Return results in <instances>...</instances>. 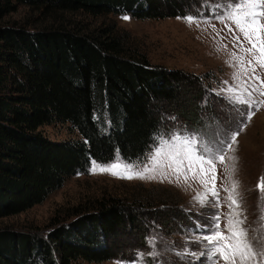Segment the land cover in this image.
Segmentation results:
<instances>
[{"label": "trees", "instance_id": "1", "mask_svg": "<svg viewBox=\"0 0 264 264\" xmlns=\"http://www.w3.org/2000/svg\"><path fill=\"white\" fill-rule=\"evenodd\" d=\"M211 3L219 2L0 0V218L41 203L69 177L87 171L90 159L110 161L117 149L121 156L143 157L178 123L205 127V104L212 107L207 123L221 104L200 75L152 62L130 32L115 23L84 32L2 19L21 4L44 13L83 10L162 18L209 12ZM55 122L69 123L79 136L50 137L41 127ZM167 190L139 184L124 195H103L62 218L55 215L46 228L1 224L0 264L129 258V234L138 236L133 245L138 250L152 219H187L179 193L167 195Z\"/></svg>", "mask_w": 264, "mask_h": 264}, {"label": "rangeland", "instance_id": "2", "mask_svg": "<svg viewBox=\"0 0 264 264\" xmlns=\"http://www.w3.org/2000/svg\"><path fill=\"white\" fill-rule=\"evenodd\" d=\"M218 2L211 3L209 9L206 10L209 12H190L187 15L162 18H137L124 12L91 14L83 10H58L44 13L42 9L21 4L15 11L7 14L1 23L17 21L30 28L72 26L84 32L96 29L103 24L115 23L120 31L130 32L132 41L147 53L152 62L168 67L182 68L200 75L204 79L205 85L221 103L214 107L213 111H216V117L208 123L206 121L210 117L212 107L209 110L206 108L208 105L205 104L201 111L206 117L207 125L205 127L196 128L183 122L178 123L171 133L180 132L183 134L185 129L189 133L195 132L198 136L201 132L210 133L216 130L231 133L240 131L238 125L243 119L240 113H246L247 106L230 102L226 99L227 94L223 90L248 80L251 73L245 75L237 62L233 60V53L237 55H244V53L234 41L233 34L225 27L227 22L222 23L216 19L226 10V5L230 0H218ZM188 15L194 16L197 22L189 24L184 19ZM124 16L130 17V19L125 20ZM236 35L241 34L237 32ZM241 39H243L242 35ZM247 46L249 45L245 42V47ZM257 73L264 77V70L257 68ZM235 74H239V80L234 78ZM206 95L203 103L206 101ZM209 98L210 96H208L207 102L210 101ZM245 98H247L246 95ZM254 98L264 99L259 96ZM41 128L52 138L79 136L78 130L72 128L69 123L55 122L45 124ZM163 136L168 138V135ZM207 139L208 137L205 136V140ZM237 140L238 143L233 145L236 149L235 153L229 151L226 163L217 164V187L220 188L219 203L221 205L218 210L203 206L194 199L198 193L205 191L198 181L190 180L188 184H185L181 178L177 182L174 175L169 174L167 178H162L159 171L155 174V179L129 180L110 173L97 172L93 174L87 170L69 177L62 187L52 191L41 203L22 212L1 217L0 225L14 224L25 228H46L55 215L62 218L69 209L76 206H89L95 199L103 195H124L139 184L163 185L170 189L165 191L167 195H170L173 190L177 191V194L179 193V207H182L187 215L186 220L173 218L170 223H159L156 219H152L147 229L145 243L138 250L133 247L138 236L133 239V234L131 236L129 234L127 243L132 245L131 251L127 249V252L132 253L129 258L116 257L103 261L79 258L73 264H132L137 259L138 252L147 253L153 250L152 246L147 243V238L151 237H156L155 250L160 252V256L156 258V261L152 257L146 256L145 264H210V261L204 256L197 259L183 253L185 249L197 254L205 251L203 242L197 241L195 237L208 234L203 226L209 223L208 218L212 217L214 213L218 212L221 215V228L226 223L229 202L227 200L228 193L224 189L231 188L228 171L231 170L233 163L228 158L233 155L238 158L235 162L236 171L233 173L232 179L239 181L238 191L249 226L258 223V216L261 209L264 208V200L260 199V193L256 188L260 177L264 176V106L256 112L251 122L247 123V127L240 131ZM157 144L143 157L147 158ZM197 224L201 225L200 230L196 229L195 225Z\"/></svg>", "mask_w": 264, "mask_h": 264}, {"label": "snow or ice", "instance_id": "3", "mask_svg": "<svg viewBox=\"0 0 264 264\" xmlns=\"http://www.w3.org/2000/svg\"><path fill=\"white\" fill-rule=\"evenodd\" d=\"M128 20L130 17L124 16ZM184 19L189 23H196L194 16L188 15ZM233 34L234 41L244 55L233 53L240 70L248 75V80L238 85L226 87L223 91L227 94L226 99L232 103L247 106L246 113H240L243 119L239 123L242 131L247 123L259 109L264 106V77L257 73V68L264 70V0H230L226 5L223 14L216 17ZM234 26V27H233ZM241 35H236V33ZM247 42V47H245ZM234 78L239 80V74ZM227 83V82H225ZM245 95L247 98H245ZM169 119H174L170 117ZM240 131L231 133L223 131L201 132L198 136L195 132L189 133L186 129L183 134L172 132L168 138L163 135L159 137V143L154 151L147 157H136L135 159L121 156L117 149L113 158L107 162H98L95 159L89 160V171L93 174L110 173L122 179H146L156 178L159 171L162 178L169 174L175 176L177 182L183 179L185 184L190 180L198 181L205 189L198 193L194 199L203 206L212 209L221 207L220 188L217 187V164H225L229 151L235 153L233 145L238 143L237 137ZM205 136L208 137L205 140ZM223 137V138H221ZM232 160V168L228 171V178L231 179V188H225L228 193V209L226 223L221 228V215L217 212L209 217V223L203 228L207 235L196 236L197 241L203 242L205 251L197 253L184 250V255H192L199 259L204 256L210 264H264V208L258 216V223L249 226L247 215L242 207V198L238 191L239 181L232 179L236 171L235 162L238 159L235 155L228 158ZM260 199L264 200V176H261L257 185ZM197 230L201 225H195ZM147 243L152 246V251L147 253L138 252L137 259L132 264H145V257H152L154 261L160 256L156 251V237L147 238ZM178 255L180 253H177Z\"/></svg>", "mask_w": 264, "mask_h": 264}]
</instances>
